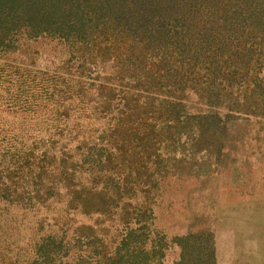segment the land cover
<instances>
[{
    "label": "rangeland",
    "instance_id": "1",
    "mask_svg": "<svg viewBox=\"0 0 264 264\" xmlns=\"http://www.w3.org/2000/svg\"><path fill=\"white\" fill-rule=\"evenodd\" d=\"M254 44L237 76L146 80L99 40L18 36L0 54V264H81L141 220L145 264H264Z\"/></svg>",
    "mask_w": 264,
    "mask_h": 264
},
{
    "label": "trees",
    "instance_id": "2",
    "mask_svg": "<svg viewBox=\"0 0 264 264\" xmlns=\"http://www.w3.org/2000/svg\"><path fill=\"white\" fill-rule=\"evenodd\" d=\"M256 32L264 34V0H0V54L22 35L99 40L113 50L114 60L138 68L146 80L160 67L192 75L200 64L206 75L237 76L254 56ZM82 205L94 207L86 199ZM140 226L128 230L111 252L92 254L81 264H145L147 253L137 242Z\"/></svg>",
    "mask_w": 264,
    "mask_h": 264
},
{
    "label": "bare ground",
    "instance_id": "3",
    "mask_svg": "<svg viewBox=\"0 0 264 264\" xmlns=\"http://www.w3.org/2000/svg\"><path fill=\"white\" fill-rule=\"evenodd\" d=\"M245 140H247V139H245ZM245 142H246V141H245ZM245 142H244V143H245ZM228 146H229V144H228ZM230 147H231V146H230ZM239 150H240V148H239ZM239 150H238V151H239ZM242 150H243V149H242ZM245 150H246V149H245ZM225 152H226V151H225ZM236 152H237V151H236ZM240 152H241V150H240ZM247 152H248V151H247ZM250 153H251V152H250ZM223 155H224V154H223ZM220 236H221V235H220ZM257 256H258V255H257Z\"/></svg>",
    "mask_w": 264,
    "mask_h": 264
}]
</instances>
